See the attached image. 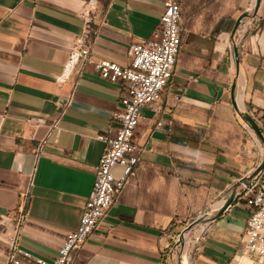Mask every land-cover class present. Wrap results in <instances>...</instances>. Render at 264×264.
Returning <instances> with one entry per match:
<instances>
[{"label": "crops", "instance_id": "obj_1", "mask_svg": "<svg viewBox=\"0 0 264 264\" xmlns=\"http://www.w3.org/2000/svg\"><path fill=\"white\" fill-rule=\"evenodd\" d=\"M87 1L0 0V264H10L6 236L21 218L20 245L36 258L58 256L94 184L105 148L98 136L118 126L121 82L102 78L92 62L58 80ZM164 2L97 0L90 60L128 65V47L153 36ZM255 2L181 0L176 66L161 100L140 111L134 173L73 264H167L175 237L204 215L212 220L189 264L239 256L246 199L217 213L264 159V140L244 118L264 136V0ZM122 172L114 166L116 177Z\"/></svg>", "mask_w": 264, "mask_h": 264}, {"label": "built area", "instance_id": "obj_2", "mask_svg": "<svg viewBox=\"0 0 264 264\" xmlns=\"http://www.w3.org/2000/svg\"><path fill=\"white\" fill-rule=\"evenodd\" d=\"M96 7L97 0H88L80 11L84 28L70 49L64 72L58 80L62 82L71 74L80 73L79 64L92 62L102 78L121 82L125 90L122 96L123 110L114 113L118 126L114 129V135L98 136L105 143V148L95 167L94 184L79 225L65 235L58 249V256L51 261L36 258L20 245L21 218L14 225L13 234L6 236L9 244L7 258L10 264H22V258L33 259L37 264L74 263L76 252L97 230L110 207L119 201L130 176L134 173L139 159L138 153L142 150L135 139L141 109L152 102L160 101L172 78L182 43L181 0H165L158 29L151 38L128 47L129 63L126 66L108 60H90L94 43L91 23ZM162 124V121L157 122V126ZM116 165L123 167L120 177L113 173ZM263 175L264 169L239 180L236 189L237 201L245 198L249 206L242 251L259 256L264 255V180L261 181Z\"/></svg>", "mask_w": 264, "mask_h": 264}, {"label": "rangeland", "instance_id": "obj_3", "mask_svg": "<svg viewBox=\"0 0 264 264\" xmlns=\"http://www.w3.org/2000/svg\"><path fill=\"white\" fill-rule=\"evenodd\" d=\"M253 12V11H252ZM114 172L116 170L114 169ZM264 180V175L262 180ZM212 220V216H202L196 219L190 220L185 228L180 232L167 249L168 263L167 264H183L184 255L187 253L190 258V262L197 248L198 242L201 240L206 230L207 224ZM236 260L232 264H264V255L248 254L244 251H240ZM236 255V256H237Z\"/></svg>", "mask_w": 264, "mask_h": 264}, {"label": "water", "instance_id": "obj_4", "mask_svg": "<svg viewBox=\"0 0 264 264\" xmlns=\"http://www.w3.org/2000/svg\"><path fill=\"white\" fill-rule=\"evenodd\" d=\"M260 2H261V0H256L255 6H254L255 9L259 6ZM248 16H249L248 12L239 16V18L237 19V22L235 24V29H237L239 27V25L241 24L242 20ZM235 87H236V83H234L233 87H232V103H233L235 109L237 111H239L237 103H236V98H235ZM244 118L248 122L250 127L255 131V133L261 139L264 140V136H263L262 131H261L259 125L257 124V122L248 114H245ZM263 169H264V159H263L262 163L256 169V173L262 171ZM236 189H237V186H236L235 190L233 192H231V194L226 198L224 204L218 210L217 216L221 215L226 209H228V207H230L237 200L238 195L236 194ZM196 222H198V220Z\"/></svg>", "mask_w": 264, "mask_h": 264}, {"label": "bare ground", "instance_id": "obj_5", "mask_svg": "<svg viewBox=\"0 0 264 264\" xmlns=\"http://www.w3.org/2000/svg\"><path fill=\"white\" fill-rule=\"evenodd\" d=\"M189 258L190 256L186 253L183 258V264H189L190 263Z\"/></svg>", "mask_w": 264, "mask_h": 264}]
</instances>
